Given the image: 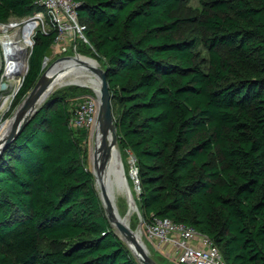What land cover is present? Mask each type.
I'll return each instance as SVG.
<instances>
[{"label": "trees", "instance_id": "obj_1", "mask_svg": "<svg viewBox=\"0 0 264 264\" xmlns=\"http://www.w3.org/2000/svg\"><path fill=\"white\" fill-rule=\"evenodd\" d=\"M37 1L0 0V25L43 12ZM74 1L136 160L144 225L170 219L226 264H264V0H200L194 15L188 0ZM56 38L37 33L15 107ZM74 105L52 96L0 158V264H138L106 217Z\"/></svg>", "mask_w": 264, "mask_h": 264}, {"label": "built area", "instance_id": "obj_2", "mask_svg": "<svg viewBox=\"0 0 264 264\" xmlns=\"http://www.w3.org/2000/svg\"><path fill=\"white\" fill-rule=\"evenodd\" d=\"M36 4L45 12L36 13L31 20L37 23L46 21L47 26L57 32L54 45L61 47L64 54L69 47L74 45L76 48L79 39L89 45L86 27L79 21V6L74 0H38ZM98 112L99 101L96 96L82 97L74 105L71 127L74 130L93 131ZM134 176L138 182L136 167ZM142 230L153 255H156L155 251L162 253L177 264H226L214 243L192 227L155 217L146 225L143 224Z\"/></svg>", "mask_w": 264, "mask_h": 264}, {"label": "water", "instance_id": "obj_3", "mask_svg": "<svg viewBox=\"0 0 264 264\" xmlns=\"http://www.w3.org/2000/svg\"><path fill=\"white\" fill-rule=\"evenodd\" d=\"M76 55L72 57L64 56L52 64L22 101L14 113V116L9 121L10 124L7 131L0 139V158L3 157L7 148L22 135L27 126L32 122L35 115L43 108L46 101L56 92V90H52L50 86L51 83L48 81L49 74L57 65L66 61L77 60ZM77 62L81 67L93 73L98 80V90H91L98 96L99 112L97 127L101 132L102 138L98 148V154L93 163L92 174L95 179V187L98 191L106 217L115 230L116 235L126 244L138 264H159L154 259V255L144 238L142 230L144 220L137 202L133 200L136 212L140 216V221L137 228L133 230L117 217L116 210L114 209V205L108 195V189L106 188V173L111 164L114 152L117 149H121L118 127L113 110V96L110 90L107 72L102 68L93 67L86 62L80 60ZM0 90L1 92H7L8 85L2 83ZM128 193L131 195L130 189H128Z\"/></svg>", "mask_w": 264, "mask_h": 264}, {"label": "bare ground", "instance_id": "obj_4", "mask_svg": "<svg viewBox=\"0 0 264 264\" xmlns=\"http://www.w3.org/2000/svg\"><path fill=\"white\" fill-rule=\"evenodd\" d=\"M11 28L12 26L2 28L4 35L0 38V45L4 52V55L0 53V74L4 62L7 63L6 74L10 73V77L6 76L10 79V92L2 97L0 103V109L2 110L7 107L9 108L8 105L20 89L22 82L21 77L25 75L27 66H25V61L19 59L18 56L23 57L26 55L28 48L32 44L29 40L17 41L16 39H13V37H10L8 33ZM76 58L77 60L66 61L57 65L49 74L48 81L51 83L50 86L52 90H56L57 92L70 86H80L96 91L98 90L97 77L87 69L81 67L77 61L80 60L86 62L96 68H101L100 64L92 58L78 54ZM9 124L10 122L8 121L0 128V139L7 131ZM101 138V132L96 124L92 135V164L98 154ZM125 160L121 149H117L114 152L111 164L106 173L105 184L108 189V195L114 205V209L116 210L117 217L134 230V221L136 219L140 220V216L136 212L133 201L135 200L137 202L138 198L132 190L129 177L126 173ZM128 189H130L131 195L128 193Z\"/></svg>", "mask_w": 264, "mask_h": 264}, {"label": "rangeland", "instance_id": "obj_5", "mask_svg": "<svg viewBox=\"0 0 264 264\" xmlns=\"http://www.w3.org/2000/svg\"><path fill=\"white\" fill-rule=\"evenodd\" d=\"M199 1L200 0H188L186 8H187V12L190 15H194L196 10L200 7ZM43 12H45V10H43ZM31 19H32L31 17L30 18H24V19L12 18L9 20V22L0 25V38L4 35L2 32V28L12 26V28L9 29V33H8V35L10 37H13V39H16L17 41L29 40L30 42H32L31 46L28 48L27 54L24 55L23 57L18 56L19 59H23L25 61V66H27L26 71H25V75L23 77H21L22 82H21L20 89L23 86L24 79L27 76L28 71H29V69H28L29 68V59H30L33 47L35 45V37H36L37 33L39 31H42L43 33H48L50 31L53 32V29L49 28L47 26L46 21L41 22V23H37L35 20H31ZM92 50L93 49L90 47V45L84 44V42L81 41L80 39L78 40L77 47L75 48L74 45L69 47L68 52L65 54L62 52L61 47H59L58 45H54L46 57L47 60L45 59L43 62L42 75L48 70V68H50L52 66V64H54L55 62L58 61V59H60L64 56L65 57L66 56L72 57V56H75L76 54H78V55L88 57V58H92V59L98 61L96 58H94ZM0 53H2L4 55L3 48L1 45H0ZM98 63L100 64L101 68L105 70L104 63L100 62V61H98ZM14 64H17V63H14ZM1 70L2 71L0 74V86L2 83H6L8 85V91L7 92H1V90H0V103H1L2 97L6 96L10 92V89H9L10 88V79L8 78V77H10V73L6 74V72H7V63L6 62H4ZM6 76H8V77H6ZM20 89H19V91H20ZM19 91L17 92V94L14 96V98L12 99L10 104L8 105L9 108L7 107L6 109H3V110L0 109V128L12 119V117L14 116V113L16 112V110L18 109L20 104L22 103L21 102L16 107L14 105ZM59 93L66 96L67 103L69 104V106H71V108H72L74 103L76 104L78 99H80L84 96H88V95L93 96L94 95L98 99V96L95 94L94 91H92L91 89L85 88V87H80V86H70V87L64 88L62 90L55 92L52 96L59 94ZM93 132H94V129H93V131L89 132L87 142H84L81 144V147H82V150L84 153V157H85V164L87 165V168L90 171L93 170V164L91 162V160H92V154H91L92 152L91 151H92V135H93ZM124 160H125V166H126V173L129 177V181H130L132 190L135 193V195H137V198H138V195H140V189H139V184L137 182V178H136V176H134L136 161L132 155L125 156ZM139 221L140 220H138L136 225L134 222V224H133V228L135 226L134 230L137 228ZM42 248H43V250L47 251V250L53 249L54 247L50 246L48 244H43ZM154 253L156 254L155 258L158 260V263H160V264H177V263L171 261L170 259H167L166 256L162 255V253H159V252L157 253L156 251Z\"/></svg>", "mask_w": 264, "mask_h": 264}]
</instances>
